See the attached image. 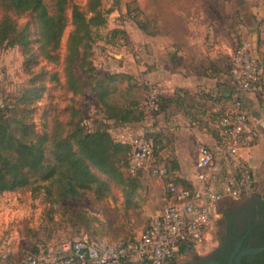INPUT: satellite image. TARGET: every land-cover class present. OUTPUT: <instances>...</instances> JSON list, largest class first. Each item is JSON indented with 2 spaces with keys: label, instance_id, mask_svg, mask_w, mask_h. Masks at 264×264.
Instances as JSON below:
<instances>
[{
  "label": "rangeland",
  "instance_id": "374dc122",
  "mask_svg": "<svg viewBox=\"0 0 264 264\" xmlns=\"http://www.w3.org/2000/svg\"><path fill=\"white\" fill-rule=\"evenodd\" d=\"M44 2L52 13L54 0ZM86 2L67 1L64 10L66 20L59 45L48 52L41 51L37 42L38 24L31 14L13 15L6 8H0V25L4 16L13 19L6 20L13 26L12 31L5 37L0 36V103L17 99L18 107L14 113L20 115L25 123L32 124L34 135L45 134L49 141L54 136L66 138L79 126L85 130L105 126L109 127L110 132L113 131L110 123L101 120L102 108L96 99L95 78L116 74L118 67H124L130 61L136 64L144 62L141 47L130 41L124 29L126 23L133 25L140 22L145 24L146 29L154 30L157 26L152 25L153 20H182V17L195 20H264V0H99L106 23L98 29L88 50L94 70L85 81L76 65H73L75 76L83 81L73 92L67 84L66 42L73 28L70 19L72 8L77 6L85 10ZM21 32L26 34L27 43L22 41ZM242 40H249L255 49L257 40L233 36L231 44L227 45L226 42L223 46L228 70L232 68L233 50ZM214 43L218 44V41ZM118 74L102 84V88L108 90V101L126 104L134 100L141 106L148 84L154 83L146 82L143 90L130 80L129 75ZM219 109L212 110L209 121H205L209 122L206 133L214 138V146L218 142L215 124ZM155 116L157 114H146L147 119L158 122ZM49 141L44 144L48 161L51 160ZM159 141H156L157 159L158 163H163L158 155ZM172 142L173 139H168L166 144L173 147ZM167 170V178H175L171 165ZM110 183V192L100 199L89 191L79 198H58L56 186L41 182L37 176H32L30 183L23 188L1 193L0 256H6L8 263L15 264L28 252L48 251L64 239L100 236L115 240L135 234L148 218L147 207L155 204L156 186L146 179L144 185H139L126 198L125 187L113 181ZM48 184L49 194L45 188H38ZM261 184V179L255 176L251 195L239 201H223L213 219L210 239L200 246L180 252L173 262L180 264L206 258L218 244L224 223L222 212L242 205L253 195H261Z\"/></svg>",
  "mask_w": 264,
  "mask_h": 264
},
{
  "label": "built area",
  "instance_id": "2783aa9c",
  "mask_svg": "<svg viewBox=\"0 0 264 264\" xmlns=\"http://www.w3.org/2000/svg\"><path fill=\"white\" fill-rule=\"evenodd\" d=\"M235 94L257 97L259 113L251 116L241 98L234 95L218 111L215 130L217 146L199 143L196 161L186 184L164 183L161 207L147 225L131 238L103 237L61 240L46 253H27L15 264H169L188 248L200 246L211 237L214 217L223 201H239L252 194L255 184L251 166L241 155L264 131V64L249 40L240 41L231 56ZM161 92L148 84L142 106L153 114ZM114 139L130 146V172L163 178L167 167L154 155V140L129 130L117 131ZM0 264L8 263L0 256Z\"/></svg>",
  "mask_w": 264,
  "mask_h": 264
},
{
  "label": "trees",
  "instance_id": "16d2710c",
  "mask_svg": "<svg viewBox=\"0 0 264 264\" xmlns=\"http://www.w3.org/2000/svg\"><path fill=\"white\" fill-rule=\"evenodd\" d=\"M67 1L54 0L52 13L48 11L44 0H0V8H6L13 15L31 14L38 24L37 42L41 51L48 52L59 45L66 20L64 10ZM70 19L73 28L66 42L67 84L76 92L83 81L75 76L73 65H76L87 81L94 70L88 50L98 29L106 23V18L99 8V0H87L85 10L73 6ZM2 20L4 21L0 25L1 38L7 36L13 28L11 23L6 21L13 20L11 17L7 15ZM137 25L141 29L146 28L145 24L140 22H137ZM19 34L22 41L27 43L26 34L22 32ZM114 75L120 74L95 78L96 99L102 108L101 120L106 124L110 123L114 133L122 130L131 131L129 125L145 118L147 112L142 105L136 103L113 104L108 101V90L103 89L102 84L106 79L115 77ZM228 76L235 90L230 72ZM17 107V99L14 98L0 103V194L25 187L30 183L32 176H37L41 182L55 185L58 198L62 199L79 198L86 191L92 192L98 199L103 198L110 192L111 181L125 187L124 195L128 198L141 185L143 173L130 172V146L118 143L109 127L97 126L85 130L83 126H79L68 137L54 136L49 141L45 134L34 135L32 124L25 123L20 115L14 113ZM165 109L160 95L158 110L154 114H161ZM142 135L153 138L154 155L157 157L158 133L151 131ZM47 141L51 155L49 161L45 155L44 144ZM172 180L175 183L186 184L182 178L176 177ZM50 185H40L38 188H45L49 194ZM227 224L230 230L229 214ZM46 252L47 250L42 252L34 250L28 253L36 255ZM254 257L257 264H264V250L254 254Z\"/></svg>",
  "mask_w": 264,
  "mask_h": 264
},
{
  "label": "crops",
  "instance_id": "0c3cea01",
  "mask_svg": "<svg viewBox=\"0 0 264 264\" xmlns=\"http://www.w3.org/2000/svg\"><path fill=\"white\" fill-rule=\"evenodd\" d=\"M182 18L153 20L152 25L157 26L154 30L141 29L137 23L133 25L126 23L124 29L130 41L141 47L144 62L136 64L130 61L124 67H118L116 72L129 75L130 80L143 90L146 82L158 85L162 102L166 106L165 111L155 116L158 122L145 117L131 123L129 128L135 134L157 132L160 140L158 143L160 160L166 167L169 165L173 167L175 178L187 179L194 170L196 144L199 142L214 144V138L206 133L209 122L205 121L209 119L212 110L222 106L225 98L228 103L231 100L230 96L238 94L243 102V108L251 116L259 113L257 97L240 92L235 94L228 76L223 46L226 42L227 45L231 44L233 36L238 38L246 36L252 41L257 40L254 51L264 64V20ZM216 41L218 44L214 43ZM126 103L136 102L129 100ZM168 139H173V147L166 144ZM241 155L251 166L254 179L255 176L261 179L260 187L264 192V131L251 147L242 151ZM167 177L159 178L143 173L141 184L144 185L148 179L156 186L155 204L147 207L148 218L138 232L120 238L137 236L147 225L150 216L160 209L164 183L172 180ZM148 191L153 193L150 188Z\"/></svg>",
  "mask_w": 264,
  "mask_h": 264
},
{
  "label": "flooded vegetation",
  "instance_id": "af4514ba",
  "mask_svg": "<svg viewBox=\"0 0 264 264\" xmlns=\"http://www.w3.org/2000/svg\"><path fill=\"white\" fill-rule=\"evenodd\" d=\"M222 214L224 223L219 232L217 246L206 258L185 264H204L210 261L219 264H236V257L241 251L264 246V240H262V233H264V198L262 194L253 195L242 205L226 210ZM227 214H229L230 230L227 228ZM254 254L256 253L242 255L240 264H257ZM169 264L179 263L172 262Z\"/></svg>",
  "mask_w": 264,
  "mask_h": 264
},
{
  "label": "water",
  "instance_id": "95a60500",
  "mask_svg": "<svg viewBox=\"0 0 264 264\" xmlns=\"http://www.w3.org/2000/svg\"><path fill=\"white\" fill-rule=\"evenodd\" d=\"M262 197L264 198V192L262 193ZM264 250V246L263 247H256V248H248L244 251H241L238 256L236 257V264H240V258L242 255L247 254V253H258L260 251ZM230 263V262H229ZM204 264H219L218 262L215 261H210V262H206Z\"/></svg>",
  "mask_w": 264,
  "mask_h": 264
}]
</instances>
